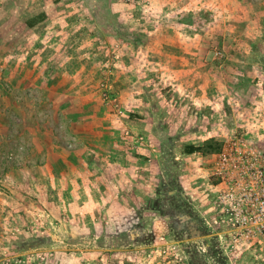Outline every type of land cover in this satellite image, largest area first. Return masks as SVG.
<instances>
[{"label": "rangeland", "instance_id": "rangeland-1", "mask_svg": "<svg viewBox=\"0 0 264 264\" xmlns=\"http://www.w3.org/2000/svg\"><path fill=\"white\" fill-rule=\"evenodd\" d=\"M154 1L0 0V264H264L213 174L264 158V0Z\"/></svg>", "mask_w": 264, "mask_h": 264}, {"label": "built area", "instance_id": "built-area-1", "mask_svg": "<svg viewBox=\"0 0 264 264\" xmlns=\"http://www.w3.org/2000/svg\"><path fill=\"white\" fill-rule=\"evenodd\" d=\"M218 160L213 174L220 181L215 190V225L231 230L235 246L254 238L264 240V158ZM160 239H164L161 236ZM166 252V244L161 247Z\"/></svg>", "mask_w": 264, "mask_h": 264}, {"label": "trees", "instance_id": "trees-1", "mask_svg": "<svg viewBox=\"0 0 264 264\" xmlns=\"http://www.w3.org/2000/svg\"><path fill=\"white\" fill-rule=\"evenodd\" d=\"M27 25L29 27H33L35 25L33 19L27 20ZM222 142L211 137L206 139L202 144L195 145V144H188L185 147V152L192 154V153H201V154H211L220 152L222 149Z\"/></svg>", "mask_w": 264, "mask_h": 264}, {"label": "crops", "instance_id": "crops-1", "mask_svg": "<svg viewBox=\"0 0 264 264\" xmlns=\"http://www.w3.org/2000/svg\"><path fill=\"white\" fill-rule=\"evenodd\" d=\"M154 2H156V3H158V2H160L161 3V5H164L165 7H167L168 8V5L169 4H171V7L172 6H176L177 4H172L171 2H170V0H155ZM198 3H200V0H198L197 1ZM209 2L210 3H213V4H215V2H219V0H209ZM153 3V2H152ZM228 11V9H227V5H226V0H224V7L219 11L220 13H226ZM124 15H127V14H124ZM127 17H131V15H127ZM133 21V20H132ZM144 21H145V19H144ZM114 26H115V24H114V22H113V25L111 26L112 27V31H113V33L115 34V31L118 29V26L116 27L115 26V28H114ZM131 28V27H130ZM129 28V29H130ZM103 35H105V34H103ZM106 36V35H105ZM128 36V35H127ZM133 49H135V48H133ZM260 68H262L263 69V71H264V60H262V62H261V64H260ZM264 73V72H263ZM262 78H263V82H264V75H262L261 76ZM264 95V94H263ZM263 123H264V121H263ZM204 225V224H203ZM198 226H201V222H198Z\"/></svg>", "mask_w": 264, "mask_h": 264}]
</instances>
